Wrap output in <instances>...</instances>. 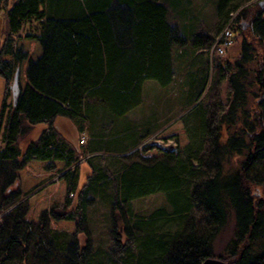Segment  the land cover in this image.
I'll use <instances>...</instances> for the list:
<instances>
[{
	"label": "trees",
	"instance_id": "16d2710c",
	"mask_svg": "<svg viewBox=\"0 0 264 264\" xmlns=\"http://www.w3.org/2000/svg\"><path fill=\"white\" fill-rule=\"evenodd\" d=\"M247 2L218 0L220 33ZM263 16L260 3L237 15L234 35L248 32L249 42H243L235 72L228 70L230 62L221 72L232 100L221 103L218 117L206 106L195 119L202 140L196 154L189 151L184 160L173 149L145 146L140 161L123 165L101 140L86 152L68 138L69 122L77 127L90 99L110 117H125L142 104L147 81L171 86L174 46L191 44L210 54L220 33L214 39L193 27L188 34L195 35L186 39L158 0H14L6 16L10 34L0 49V264H202L217 258L213 254L228 264H264V199L254 190L264 189V62L256 73L246 68L254 60L253 41L264 47ZM235 120L239 128L222 146L224 124ZM39 124L47 128L22 149ZM206 139L210 161L204 163ZM228 153L244 156L235 174L223 172ZM83 166L89 170L84 183ZM57 186L60 191L47 195ZM157 193L166 194L172 212L135 217L132 202ZM97 199L123 215L105 250H95L88 234L83 243L78 237ZM195 209L206 214L203 230L188 222ZM231 218L235 225L223 256L218 243ZM62 222L75 226L73 238L58 228Z\"/></svg>",
	"mask_w": 264,
	"mask_h": 264
},
{
	"label": "rangeland",
	"instance_id": "374dc122",
	"mask_svg": "<svg viewBox=\"0 0 264 264\" xmlns=\"http://www.w3.org/2000/svg\"><path fill=\"white\" fill-rule=\"evenodd\" d=\"M158 1L167 3L170 10L171 23L181 27V33L186 39H190L195 35L193 34L189 37L188 34L190 28L193 27H196L195 30H197V32L200 31L214 39L221 31L219 29L216 12L218 0ZM242 1L248 2L240 11L258 3L264 7V0ZM6 2L8 5L7 7ZM13 2L14 0H0V49L3 47L10 34L6 16ZM240 11L233 13L232 18L236 20ZM31 24L35 26L36 22H32ZM28 28L29 25L26 26V29ZM236 36L234 47L228 50L223 58L213 56L212 63L208 50H196L191 44L186 47L174 46L173 58L176 78L171 86L163 88L156 81H147L143 86L142 104L122 118L110 117L107 115L108 113L106 110H104L102 103L90 99L86 104V108L89 110L88 114L75 123L79 132L73 121H70L65 129L66 136L72 138L79 146H84L86 152L91 150L93 144L101 140V143L104 142L103 147L109 149L112 156L119 157L123 165L131 164L134 161H140L145 146H153L161 150L173 149L176 153H182V159L186 160L189 151L196 154V150L202 143L200 137L196 136L201 126L199 123H195V119L205 113L206 106H209L214 116L217 115L218 117L222 114L221 103L227 106L232 100L229 82L228 80H222L221 72L224 68H228L227 62H230L233 66L241 59L243 42H249L248 32L238 30ZM253 43L255 49L253 54L254 60L250 66L249 64L246 65V68L248 70L250 69L252 73H256L255 71L258 70L264 62V47L260 46L259 41L256 39ZM5 59L10 60L11 56H6ZM232 66L228 70L234 73L235 68ZM200 93H202V105L192 111L196 106L194 102L198 99ZM4 101L5 82L0 78V127L2 125L1 113ZM11 102L12 96L8 98L7 104L9 105ZM252 106H255V101L251 99L249 103L250 110H252ZM223 112L226 114L228 109L225 108ZM231 118L230 120H232ZM236 123L237 121L235 120L232 125L230 122L224 124L220 134V144L222 146H226L229 138L238 130L239 125H235ZM46 128V124L36 125L33 132L29 135V140L21 144L22 149L27 146L29 141L38 139ZM3 131L4 123L1 128L0 147L3 146ZM83 136L87 138L90 137L91 141L82 144L81 140ZM204 146L205 151L201 153L200 157L203 162L206 163L210 161V155H207L208 150L211 148L209 139L205 140ZM126 150L129 152H122ZM90 155L91 154H88L87 158L90 157ZM191 160L195 164L199 163L197 159ZM243 160V155L225 154L222 161L224 174H235L239 171L240 164ZM81 161H84V159ZM112 171H114V168ZM81 173V182L84 183L86 176L89 174V170L86 166L82 167ZM110 188L106 189L109 194L113 192V186ZM254 190L264 199L263 187L255 185ZM58 191H60V188L58 186L54 187L51 191L47 192V195L50 194L54 196L55 194L53 193ZM62 196L63 195L58 197L56 195V197L61 200L60 203L64 201V197ZM132 207L135 217L144 219L150 218L152 213L159 209H166L168 212H172V207L165 193H157L137 199L132 202ZM124 208H126V206H124ZM11 209L12 208L8 211ZM120 212L121 211H112L110 205L97 199L94 205L88 209V220L83 226L84 232L78 234L82 243L88 234L95 250L108 249L112 242L110 232L116 227L115 222H117L119 229L123 222V215ZM188 222L195 225L198 230H203L206 226V214L195 209L193 214L190 215ZM234 225V220L231 218L226 231H224L218 243V246H222L218 248L221 251L220 255H226V250L223 246L226 245L230 237H232ZM58 228L67 230L69 234L72 235V238L74 233H76L75 226L66 224L65 222L59 224ZM48 230L45 231V234H48ZM213 256L217 258L220 257L216 254H213Z\"/></svg>",
	"mask_w": 264,
	"mask_h": 264
},
{
	"label": "built area",
	"instance_id": "2783aa9c",
	"mask_svg": "<svg viewBox=\"0 0 264 264\" xmlns=\"http://www.w3.org/2000/svg\"><path fill=\"white\" fill-rule=\"evenodd\" d=\"M235 25V18H233L230 23L224 28V30L217 37L216 42L211 48L210 56H217L223 58L228 50L234 47L235 45V35L233 32V28ZM87 137H82L81 143H85L87 141Z\"/></svg>",
	"mask_w": 264,
	"mask_h": 264
},
{
	"label": "water",
	"instance_id": "95a60500",
	"mask_svg": "<svg viewBox=\"0 0 264 264\" xmlns=\"http://www.w3.org/2000/svg\"><path fill=\"white\" fill-rule=\"evenodd\" d=\"M202 264H228L225 261L218 258H207Z\"/></svg>",
	"mask_w": 264,
	"mask_h": 264
},
{
	"label": "crops",
	"instance_id": "0c3cea01",
	"mask_svg": "<svg viewBox=\"0 0 264 264\" xmlns=\"http://www.w3.org/2000/svg\"><path fill=\"white\" fill-rule=\"evenodd\" d=\"M160 2V1H159ZM163 4H165L167 7H168V9H169V6L167 5V3H165V2H162ZM173 69H174V71H175V66H174V61H173ZM176 72V71H175Z\"/></svg>",
	"mask_w": 264,
	"mask_h": 264
}]
</instances>
